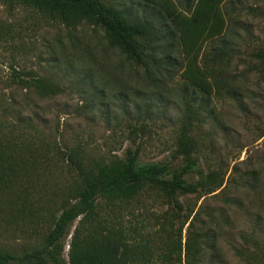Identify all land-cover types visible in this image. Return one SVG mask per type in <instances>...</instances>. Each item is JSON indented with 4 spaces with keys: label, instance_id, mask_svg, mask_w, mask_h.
Wrapping results in <instances>:
<instances>
[{
    "label": "rangeland",
    "instance_id": "rangeland-1",
    "mask_svg": "<svg viewBox=\"0 0 264 264\" xmlns=\"http://www.w3.org/2000/svg\"><path fill=\"white\" fill-rule=\"evenodd\" d=\"M224 10L231 29L227 82L210 97L196 93L195 107L202 97L209 103L193 131L200 172L187 176L197 182L213 173L215 191L178 194L182 210L150 185L104 198L96 215L70 226L62 241L67 261L75 234L81 243L99 224L97 237L117 264H161L158 253L165 262L172 246L173 263L184 264L179 246L191 219L182 233L180 226L200 209L202 221L195 227L217 231L215 249L205 260L214 255L213 264H264V0H227ZM75 22L65 24L26 0H0V224L12 222L8 230L0 227V247L18 254L28 240L40 243L70 201L63 202L76 177L72 163L112 162L142 142V162H166L173 171L183 164L174 153L184 85H132L128 64L122 85H98L96 76H85L86 67L66 73L68 63L88 61L86 45L107 43L100 29ZM218 44L209 42L208 49ZM103 59L105 77L115 75L123 61L112 51ZM84 76L87 84L81 82ZM39 83L60 87L51 95L20 87ZM146 105L154 109L147 111ZM21 179L25 186H18ZM40 195L55 203L42 209L35 202ZM21 226L30 239L17 232Z\"/></svg>",
    "mask_w": 264,
    "mask_h": 264
},
{
    "label": "trees",
    "instance_id": "trees-1",
    "mask_svg": "<svg viewBox=\"0 0 264 264\" xmlns=\"http://www.w3.org/2000/svg\"><path fill=\"white\" fill-rule=\"evenodd\" d=\"M26 1L65 24L72 20L75 23L87 22L103 31L107 43L86 45L84 51L88 61L81 62L77 67L68 63L71 69L65 67L66 73L75 74L76 68L86 67L85 76H96L98 85H122V80L127 79L124 71L128 64L132 72L129 76L132 85H184L177 101L183 112L174 153V158L183 160L178 170L173 171L169 163L162 161L142 162V142L127 147L124 156L112 162L96 165L83 161L72 163L71 170L76 177L66 188L69 197H64L63 202L70 201L40 243L33 244V241L28 240L31 234L21 226L17 232L29 242L23 252L18 254L0 247V264H117L116 260H112L109 247L105 248L97 237L99 224L90 231L91 236H86L81 243L76 241L77 232L73 237L69 261L63 257L62 241L68 235L70 226L79 218L87 220L96 215L102 199L121 197L137 191L143 185H150L166 194L175 208L182 210L183 206L176 197L178 194L215 191V186L210 185L215 179L213 173L207 180L201 178L197 182H189L187 176L200 172L196 157L198 141L193 131L209 103V98L202 97L195 107L196 93L210 97L227 82L224 65L228 51L225 46L229 44L226 35L231 30L224 10L227 0H185L183 7L176 0H118L119 3L126 2L121 5L106 0ZM215 40L219 44L208 49V43ZM110 51L122 57L123 61L115 67V75L105 77L103 71L106 70V60L103 58L108 57ZM63 53H66V49ZM85 76L81 82L87 84ZM20 87L51 95L57 93L60 85L39 83ZM100 93L104 95V90ZM120 95L122 97V93ZM141 104L135 102L137 108ZM123 105L126 109L127 105ZM145 109L152 111L154 108L148 105ZM32 181L28 180V188H31ZM220 185L221 182L217 187ZM18 186H25V181L21 179ZM26 193L30 194L29 190L26 189ZM35 202L42 209H48L49 203H55L42 195ZM193 213L180 226L182 233L191 219L186 228L185 243L182 246L180 240L179 246L184 255V264H204L207 261L213 264L214 255L211 259L205 258L215 249L217 231L213 232L207 226L198 230L195 221H202L200 209ZM208 218L213 221L212 215H208ZM5 222L0 224L3 231L12 224L10 220ZM168 238L170 240V233ZM170 244L169 241L164 249H169ZM174 248L172 246L169 253L165 254V262L160 257L161 253H158L161 264H174L171 259ZM160 250L163 251L162 248Z\"/></svg>",
    "mask_w": 264,
    "mask_h": 264
},
{
    "label": "crops",
    "instance_id": "crops-1",
    "mask_svg": "<svg viewBox=\"0 0 264 264\" xmlns=\"http://www.w3.org/2000/svg\"><path fill=\"white\" fill-rule=\"evenodd\" d=\"M176 1L180 4V7L184 6L185 0H176Z\"/></svg>",
    "mask_w": 264,
    "mask_h": 264
}]
</instances>
